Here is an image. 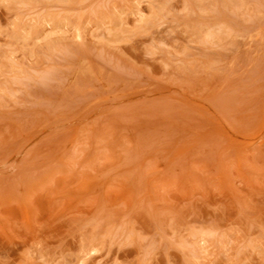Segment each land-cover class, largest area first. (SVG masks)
I'll return each mask as SVG.
<instances>
[{
	"label": "rangeland",
	"instance_id": "1",
	"mask_svg": "<svg viewBox=\"0 0 264 264\" xmlns=\"http://www.w3.org/2000/svg\"><path fill=\"white\" fill-rule=\"evenodd\" d=\"M0 264H264V0H0Z\"/></svg>",
	"mask_w": 264,
	"mask_h": 264
}]
</instances>
